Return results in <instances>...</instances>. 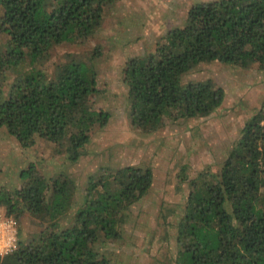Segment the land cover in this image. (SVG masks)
I'll return each instance as SVG.
<instances>
[{
	"label": "trees",
	"instance_id": "obj_1",
	"mask_svg": "<svg viewBox=\"0 0 264 264\" xmlns=\"http://www.w3.org/2000/svg\"><path fill=\"white\" fill-rule=\"evenodd\" d=\"M118 1L0 0V129L18 147L43 141L75 164L109 124L95 67L101 53L86 42ZM207 63L264 72V0L195 3L154 51L129 58L122 83L132 129L148 135L215 112L224 89L211 78L186 80ZM187 168L179 173L188 192L174 223L176 264H264V103L230 141L218 172L188 178ZM18 172L13 187L0 186V210L17 223L26 216L36 230L0 264H114L103 248L121 238L154 181L149 167H103L78 193L74 179L46 176L34 161Z\"/></svg>",
	"mask_w": 264,
	"mask_h": 264
},
{
	"label": "rangeland",
	"instance_id": "obj_2",
	"mask_svg": "<svg viewBox=\"0 0 264 264\" xmlns=\"http://www.w3.org/2000/svg\"><path fill=\"white\" fill-rule=\"evenodd\" d=\"M207 1L211 0H120L109 8L102 27L86 44L100 50L95 63L98 82L105 90L100 106L111 119L92 137L85 155L75 164L57 159L51 153L53 146L43 141L31 149H21L0 129V186L13 187L18 171L30 161L46 176L68 175L75 180L78 193L87 176L99 168L152 170V188L129 212L121 238L103 248L114 264H176L174 223L188 192L187 184L180 181L181 168L188 165L183 173L188 178L208 168L218 172L228 144L264 103V72L207 63L195 68L186 80L211 78L224 89V101L215 112L205 118L178 121L148 135L130 126L122 83L125 62L154 51L158 39L183 24L193 4ZM63 51H57L58 59ZM31 221L26 216L19 221L20 240L36 230Z\"/></svg>",
	"mask_w": 264,
	"mask_h": 264
},
{
	"label": "built area",
	"instance_id": "obj_3",
	"mask_svg": "<svg viewBox=\"0 0 264 264\" xmlns=\"http://www.w3.org/2000/svg\"><path fill=\"white\" fill-rule=\"evenodd\" d=\"M0 210V256L13 253L17 249V226L13 217H4Z\"/></svg>",
	"mask_w": 264,
	"mask_h": 264
}]
</instances>
